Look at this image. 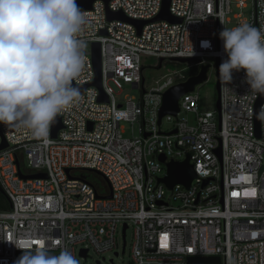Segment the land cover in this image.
<instances>
[{"label":"built area","instance_id":"built-area-1","mask_svg":"<svg viewBox=\"0 0 264 264\" xmlns=\"http://www.w3.org/2000/svg\"><path fill=\"white\" fill-rule=\"evenodd\" d=\"M162 3L94 0L89 10H82L86 61L72 83L92 82L90 47L99 43L107 103H99L98 91L88 87L79 102L58 115L64 128L56 139L51 128L47 137H36L23 127L0 124L8 145L0 150V189L9 203L8 210H0V264H14L22 249L34 250L41 241L53 255L67 249L77 260L82 250L84 260L90 253L98 260L109 253L117 257L119 239L121 251L124 245L120 254L125 253L128 230L132 264H203L189 263L190 258L264 264V123L260 121L257 138L259 94L252 98L245 72L233 73L227 85L232 93L219 80V110L202 111L195 88L179 99L176 117L165 116L157 124L162 94L169 87L210 67L207 58L217 60L219 72L227 59L219 32L230 22L232 5L243 8L246 2L169 0V13L181 23L152 22L140 35L134 26L106 17L109 11L152 20ZM250 5L249 17L235 26L264 29V0ZM233 17L240 19V14ZM203 41L211 46L202 47ZM142 58L155 59V68L170 59H189V64L148 88ZM191 68L198 71L186 73ZM109 84L117 89L128 85L137 96L117 100ZM164 121L173 123L167 131L161 128ZM121 123L137 124L138 136L125 137ZM187 153L196 175L190 188L168 190L158 183L166 175L165 163L180 162ZM35 174L46 177H22ZM207 179L211 181L203 186Z\"/></svg>","mask_w":264,"mask_h":264},{"label":"clouds","instance_id":"clouds-1","mask_svg":"<svg viewBox=\"0 0 264 264\" xmlns=\"http://www.w3.org/2000/svg\"><path fill=\"white\" fill-rule=\"evenodd\" d=\"M86 23L77 0H0V124L47 137L62 110L79 102L72 82L85 66ZM219 39L227 56L219 66L223 90L232 93L227 85L243 70L252 98L264 94V29L223 27ZM256 119L264 123V106ZM22 250L14 264H79L70 250L51 254L45 241Z\"/></svg>","mask_w":264,"mask_h":264},{"label":"water","instance_id":"water-1","mask_svg":"<svg viewBox=\"0 0 264 264\" xmlns=\"http://www.w3.org/2000/svg\"><path fill=\"white\" fill-rule=\"evenodd\" d=\"M94 0H79L77 1L79 7L82 10H89L91 8V5ZM105 3L108 2V0H103ZM169 0H163L162 8L160 13L157 17L153 18L152 20H133L130 18H127L124 16L121 12H109L107 11L106 17L108 21L117 20L121 21L127 24H130L134 26L136 29L137 35H140L143 27L146 24L152 23V22H158V21H167L171 24H178L181 23L180 18H176L172 16L169 13ZM102 34L105 32L102 31ZM91 51V62L93 66V72H94V78L91 83L86 85H74V87L79 88L80 92L83 93L88 87H93L98 91V98L97 101L99 103H107L108 102V96L104 93L102 88V75H101V46L99 43H92L90 47ZM162 61H160L159 65L156 67V69H160L162 64ZM169 62L171 63H177V64H185L189 62V59H170ZM208 65H204L200 68L197 75H193L188 77L184 82L178 83L176 85H173L169 87L163 94H162V102L161 106L159 108L158 112V121L157 124L160 126L161 120L165 116H173L176 117V115L179 112V106L178 101L179 99L184 96L185 94L191 93L194 91L196 87L199 85H202L207 81V73L209 70ZM215 68H216V84H215V92H216V108L219 110V72H218V62L215 61ZM264 103V94H259V99L256 103L255 108V131L256 136L259 138L260 136V121L256 119V114L260 110V106ZM64 128L62 124V120L60 116H57L56 121L51 126V138L56 139L57 135L60 130ZM91 128V124L88 127ZM175 131L169 133L174 134ZM146 136V135H145ZM0 138H1V144H0V150H3L7 148V143L5 142L2 133L0 131ZM216 154L220 157V149L216 150ZM191 153H187L185 155L184 160L177 162V161H169L165 163L166 168V175L165 177L158 179V183L163 184L168 190H172L176 185H181L185 189H189L192 182L195 180L196 175L193 170V166L190 163V157ZM159 161L164 163L165 158L163 156H160ZM23 178H45V174H35L31 176H22ZM210 179L204 180L203 186H205ZM0 193L3 194L2 190L0 189ZM110 198V195L107 197ZM160 204V203H159ZM125 230L126 225L123 226L122 230V238L124 242V236H125ZM124 252V245L122 247L121 253ZM86 250H82L80 252V256L85 259L86 257ZM115 256L117 254L115 253ZM109 262L113 264V260L110 259ZM189 263H203V264H217L218 259L217 258H202V259H195L190 258L188 260ZM99 264V262H96Z\"/></svg>","mask_w":264,"mask_h":264},{"label":"rangeland","instance_id":"rangeland-1","mask_svg":"<svg viewBox=\"0 0 264 264\" xmlns=\"http://www.w3.org/2000/svg\"><path fill=\"white\" fill-rule=\"evenodd\" d=\"M246 6L243 8H235L234 5H232L231 13L227 16L230 19V22L226 25L227 28L235 27V23L239 20H243L249 17L250 13V7H251V0H245ZM233 14H240L239 18H234ZM208 64L210 65V68L207 73V81L203 83L202 85H199L196 87L195 92L199 95V106L202 111L210 110L213 111L216 109L215 103H216V92H215V84H216V68H215V61L207 58L206 59ZM142 63L144 65V71L143 76L145 78V85L150 88L155 83V81H159L163 78L167 79L170 77L171 72L175 70H181L188 66L187 64H177V63H171L166 62L162 65L160 69L155 68L156 60L150 59V58H142ZM198 71V68H191L187 69L186 73H196ZM110 88L113 90V93L115 94V98L117 100H122L124 97L129 96H137V91L132 90L130 86L128 85H122V89H117L112 84H109ZM188 118L191 119V116H188ZM173 123L164 121L162 124V130L167 131L172 127ZM124 132L125 137H137L138 136V125L137 124H130V123H121ZM131 232L128 230L126 232V249L124 255H121V245L122 241L119 239V247H118V253L119 255L117 257L113 256V253L106 254L104 256V260H98L97 257L90 253V257H88L86 260L78 259L79 264H97L96 261H99V264H111L109 262L110 259L114 260L115 264H132L129 259V246H130V239H131Z\"/></svg>","mask_w":264,"mask_h":264},{"label":"trees","instance_id":"trees-1","mask_svg":"<svg viewBox=\"0 0 264 264\" xmlns=\"http://www.w3.org/2000/svg\"><path fill=\"white\" fill-rule=\"evenodd\" d=\"M8 209H9V203L6 200L4 194L0 193V210H8Z\"/></svg>","mask_w":264,"mask_h":264}]
</instances>
